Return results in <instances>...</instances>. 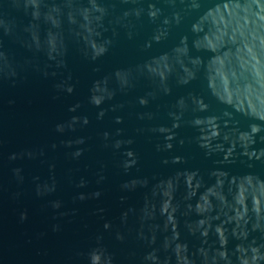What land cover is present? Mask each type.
I'll return each mask as SVG.
<instances>
[{"label":"water","instance_id":"obj_1","mask_svg":"<svg viewBox=\"0 0 264 264\" xmlns=\"http://www.w3.org/2000/svg\"><path fill=\"white\" fill-rule=\"evenodd\" d=\"M0 264H264V0H0Z\"/></svg>","mask_w":264,"mask_h":264}]
</instances>
